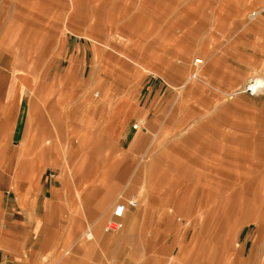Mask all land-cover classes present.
Returning a JSON list of instances; mask_svg holds the SVG:
<instances>
[{
  "label": "rangeland",
  "instance_id": "374dc122",
  "mask_svg": "<svg viewBox=\"0 0 264 264\" xmlns=\"http://www.w3.org/2000/svg\"><path fill=\"white\" fill-rule=\"evenodd\" d=\"M78 1L0 0V42L15 48L14 62L28 53L18 69L29 71V139L43 121V172L60 182L61 232L74 238L59 254L182 264L173 254L191 246L210 264H232L213 255L232 231L242 257L264 264V93L244 91L264 76V17H248L264 0ZM36 40L45 44L33 49ZM196 58L204 65L190 78ZM42 145H30L29 158ZM131 198L139 207L127 208L124 227L105 231ZM90 229L106 240L88 241Z\"/></svg>",
  "mask_w": 264,
  "mask_h": 264
},
{
  "label": "crops",
  "instance_id": "0c3cea01",
  "mask_svg": "<svg viewBox=\"0 0 264 264\" xmlns=\"http://www.w3.org/2000/svg\"><path fill=\"white\" fill-rule=\"evenodd\" d=\"M0 44L5 45L0 47V264H94L88 250L74 249L69 257L59 254L62 243L74 238L61 232L60 182L47 180L43 172V121L35 140L43 147L37 158H29V146L35 144L27 129L29 71L18 69L22 61L28 66V53L16 51L17 63L11 54L15 48ZM65 76L71 74L66 71Z\"/></svg>",
  "mask_w": 264,
  "mask_h": 264
},
{
  "label": "bare ground",
  "instance_id": "6f19581e",
  "mask_svg": "<svg viewBox=\"0 0 264 264\" xmlns=\"http://www.w3.org/2000/svg\"><path fill=\"white\" fill-rule=\"evenodd\" d=\"M72 1V6L74 7V6H78V0H71ZM81 10V9H80ZM75 13V12H74ZM79 16V15H78ZM87 18V17H86ZM84 19V18H83ZM67 22V23H66ZM65 23H66V26H68L67 24H69L68 23V20L66 21ZM68 28V27H67ZM69 31H71V33L72 34H74V35H76V36H78V37H85V38H87V39H89L90 41H92L93 43H99V40L97 39V37H95L93 34H91V33H89V32H87V30L86 31H84V29H80V28H78V27H75V29L73 28L72 30H70V29H68ZM51 40H52V38H51ZM37 42V41H36ZM41 43V42H40ZM35 47H33V49H37V48H39V43L37 42V43H35ZM32 49V50H33ZM182 59V58H181ZM204 65V64H203ZM202 65V66H203ZM199 70H196V72L195 73H193L192 75H191V77L190 78H198V76H199ZM158 74H160V75H162L160 72H158ZM254 79L256 80V82H257V85H258V87L260 88V94L261 93H264V76H255L254 77ZM28 129V128H27ZM235 147V146H234ZM229 150V149H228ZM231 150V149H230ZM229 150V151H230ZM233 151V150H232ZM231 151V152H232ZM235 152V151H234ZM40 153V152H39ZM221 160H218L217 161V163H216V165H217V167H218V169H219V167L221 166ZM232 164V163H231ZM215 167V166H214ZM216 168V167H215ZM220 177V176H219ZM219 181V180H218ZM220 185V184H219ZM235 185H237V183L235 184ZM243 186H245V183H244V185ZM177 194H176V192L173 190L172 191V199L173 200H175L176 199V196ZM122 196V195H121ZM136 198V197H135ZM122 200V199H121ZM139 200V199H138ZM137 200V201H138ZM121 203L120 202H118L117 203V205H116V207L117 206H119ZM116 207H115V209H116ZM137 207H139V206H137ZM176 209V208H175ZM126 211H127V208H125L124 209V214L126 213ZM260 211V210H259ZM140 212V211H139ZM229 212V211H228ZM133 213H135V212H133ZM143 213V212H142ZM174 213V212H173ZM135 215V214H134ZM136 216V215H135ZM169 216H170V218H169ZM168 216V218L167 217H165V218H167V219H165L164 218V220H158V221H156V223L159 225V228H162V226H164V224H166V225H168V226H170L172 223H173V221H174V218H176V214L174 213V214H170ZM127 217H128V214H127ZM162 217H164V216H162ZM135 218V217H134ZM133 218V219H134ZM110 219V218H109ZM124 220V219H123ZM129 220H130V224H131V219L129 218ZM127 221V220H126ZM253 222H255V223H257L259 226H263L262 225V222H261V220H260V216H259V214L257 213V216L256 217H254V220H253ZM136 223V222H135ZM129 224V223H128ZM127 224V225H128ZM156 224V225H157ZM128 227V226H127ZM139 227V226H138ZM172 229H175L176 231H174L173 233L174 234H172V235H174V239H176V233L178 232L177 230L179 229V226H177L176 225V227L175 228H172ZM260 231L262 230V228H260L259 229ZM105 231H107L106 230V226H105ZM120 231V230H119ZM134 231V230H133ZM156 233H157V235H156V237H157V239H158V237L160 238L159 240H161V239H163L164 240V232L165 231H160V230H157V231H155ZM132 233V232H131ZM136 233V232H135ZM231 233H232V231H231ZM231 233H230V235L227 237V238H225L222 242H221V240H218V243H217V248H215V250H214V254L213 255H215L214 257L216 258V260H218V256H219V254H221V253H225L226 254V256H229L230 257V259L232 258V264H252V262H253V260H246L245 258H243L242 257V254H240L239 253V251L237 250V248H236V245H235V243L234 242H232V239H229L230 237H231ZM159 234V235H158ZM126 235V237L128 236L129 237V235H130V238H131V240H135V239H133V238H135L134 237V234L132 233V234H130V233H127V234H125ZM136 236V235H135ZM138 238V237H137ZM86 239L88 240V241H90V240H101V241H103V240H106V238H105V236L102 234V233H100V231H97L96 233L95 232H93V230H88V232L86 233ZM129 239V238H128ZM231 240V241H230ZM155 242H156V240H155ZM157 242H158V240H157ZM93 244V243H92ZM153 245V244H152ZM155 245V244H154ZM174 245H175V243H174ZM174 245H173V247H174ZM140 246V245H139ZM158 246H159V244H158ZM154 247L155 246H153V249H154ZM161 247V246H160ZM175 248V247H174ZM174 248H173V251L172 252H175L176 250H174ZM155 249H156V247H155ZM168 250V248H166V247H162V251H163V253H165L166 251ZM244 252H245V250H243ZM196 252L197 251H195L194 250V248L193 247H191V246H189L188 247V249H185L184 250V255H182L183 253L182 252H179L178 250H177V255H174L173 254V258H172V260H174L175 261V258L176 257H178V256H182V264H186L187 263V261H190L191 263L192 262H194V263H192V264H199L200 262H202V264H210V262H211V260H207V258H206V254H202V255H197L196 254ZM182 253V254H181ZM212 255V256H213ZM184 258V259H183ZM150 261V260H149ZM153 260H151L150 262H152ZM213 262H214V259L212 260ZM217 263V262H216ZM201 264V263H200Z\"/></svg>",
  "mask_w": 264,
  "mask_h": 264
},
{
  "label": "built area",
  "instance_id": "2783aa9c",
  "mask_svg": "<svg viewBox=\"0 0 264 264\" xmlns=\"http://www.w3.org/2000/svg\"><path fill=\"white\" fill-rule=\"evenodd\" d=\"M260 16L264 17V4L251 9L248 13V17L250 19H256ZM203 64L204 62L201 58H196L194 60V66L196 70H200ZM244 91L250 96L260 95V88L258 87L255 79H251L249 81V83L244 88ZM120 203L121 204L117 206L114 211V216L106 224V230L109 232L121 230L124 227V222L121 219L124 216V209L128 207H136L138 205L137 199L134 198H131L126 202L120 201Z\"/></svg>",
  "mask_w": 264,
  "mask_h": 264
}]
</instances>
